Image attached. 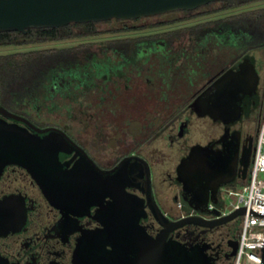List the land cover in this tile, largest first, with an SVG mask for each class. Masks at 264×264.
I'll return each mask as SVG.
<instances>
[{
  "label": "flooded vegetation",
  "instance_id": "flooded-vegetation-1",
  "mask_svg": "<svg viewBox=\"0 0 264 264\" xmlns=\"http://www.w3.org/2000/svg\"><path fill=\"white\" fill-rule=\"evenodd\" d=\"M263 20L247 17L239 29L236 24L219 26L199 37L166 31L107 40L100 50L94 42H84L92 49L76 53L70 68L51 69L39 85L27 89L26 79L0 80V130H5L0 139L15 131L27 139V149L0 147V257L10 264H78L75 250L82 237L110 225L114 234L127 238L131 224H137L149 236L166 232L188 247L204 248L213 264H233L240 218L208 227L185 221L198 213L192 212L183 184L193 183V192L199 193L227 179L233 182L226 184L245 183L250 176L264 118ZM185 39L192 42L191 54L181 48ZM190 65L195 67L189 76ZM148 69L158 75L157 83L146 76ZM216 81H221L218 91L209 95L203 113L198 98ZM140 84H157L149 91L162 94L164 101L150 107L153 111L140 102ZM98 91H103V98L98 96L103 105H96L93 97ZM173 91L183 95L169 101ZM90 93L92 104L85 105ZM59 98L68 105L49 107L44 102ZM124 102L130 108L121 113ZM103 110L119 113L124 122L115 128L111 121L86 122L76 115ZM135 112L137 118L131 120ZM64 114H73L72 120L66 121ZM28 121L42 129L58 128L76 143L59 151L54 176L45 171L47 189L31 173L29 133L34 132ZM196 128L203 136L190 142L188 135ZM195 146L202 148L191 154ZM122 161L119 173L112 172ZM183 161L188 164L182 170ZM223 185L217 187V205ZM55 190L65 194L62 206L52 204L43 192Z\"/></svg>",
  "mask_w": 264,
  "mask_h": 264
},
{
  "label": "water",
  "instance_id": "water-1",
  "mask_svg": "<svg viewBox=\"0 0 264 264\" xmlns=\"http://www.w3.org/2000/svg\"><path fill=\"white\" fill-rule=\"evenodd\" d=\"M221 1L224 0H0V33L19 31L26 34L31 28L63 27L72 22L140 19L179 10H196L210 2ZM230 76H225L224 79L228 80ZM221 81H216L198 98L197 107L202 108L203 113L209 108V95L217 93ZM29 127L34 132L29 133L31 173L40 185L47 189L49 185L45 171L50 169L54 176V172L59 168V151L63 152L69 146L75 147L76 143L58 128L42 129L31 122ZM3 131L5 130H0V133ZM24 142H27V139L15 131L9 133V139H0V147L6 148L12 144L16 149H27V145H23ZM198 148L202 147L195 146L191 154ZM24 158L26 160V156ZM124 164L125 161H122L112 172L118 174ZM187 164V161H183L180 169H185ZM25 165L28 166V162H25ZM229 182H233L232 179L219 182L218 186ZM218 186L208 187L204 193H194L193 183L183 184L184 194L190 197L191 207L198 213V216H189L185 221L208 227L225 224L245 213L244 209H240L225 217L207 219L205 215L208 214L207 204L210 196L213 202L218 204ZM43 192L52 204L62 206L65 203L62 190ZM212 212L219 214L217 210ZM2 222L0 220V227ZM160 222L165 227L166 223L161 220ZM112 227L108 225L109 229L94 231L82 237L75 250L78 264H213L204 248L188 247L170 239L166 232L158 237L149 236L141 231L137 224H131L129 236L123 238L114 234ZM108 245L111 246L110 250L107 249ZM262 250L264 264V248ZM0 264L10 263L0 257Z\"/></svg>",
  "mask_w": 264,
  "mask_h": 264
},
{
  "label": "trees",
  "instance_id": "trees-1",
  "mask_svg": "<svg viewBox=\"0 0 264 264\" xmlns=\"http://www.w3.org/2000/svg\"><path fill=\"white\" fill-rule=\"evenodd\" d=\"M260 2V0H224L223 7L220 10H230L239 8L242 5H248L252 3ZM219 2H210L196 10H179L177 12L183 14V18L173 19L170 22L166 21L164 23H151L146 25V27L161 26L167 23H175L184 21V19L190 18L196 11L206 10L204 13L215 12L213 6ZM173 13V12H168ZM164 13V14H168ZM163 14V15H164ZM161 16V15H156ZM251 17L253 19H264V9L259 12H243L239 15H233L222 19L220 21H210L203 24L197 25L195 27L184 29V31H174L169 33L170 35L179 36L188 33L189 35H194L199 37L203 32L212 31L214 28L228 27L231 24H236V27L239 29L245 19ZM145 19V18H140ZM140 19H130L138 21ZM111 21H120L117 19H110L104 22H88V23H69L67 26L63 27H50V28H31L26 34L19 31L12 32H1L0 33V46L2 45H22V44H32V43H47L51 41H60V40H70V38H89L97 37L101 34H104L99 29V24L107 23ZM257 21V20H256ZM264 21V20H263ZM260 23L259 21H257ZM256 22V23H257ZM144 27V28H146ZM138 30L139 27H127L123 31L127 30ZM117 31V30H112ZM188 31V32H187ZM145 38V37H141ZM129 39V38H127ZM124 40H115V41H126ZM112 42V41H110ZM114 42V41H113ZM91 50L92 45L90 44H80L75 47H70V49H51V50H33L32 52L25 53H13L12 55H0V80L4 77L8 78H24L26 79L27 89L29 85H39L38 83L42 82L41 79L49 75L51 69L55 68H70L71 60L76 57V53L80 54L82 50L87 49ZM81 56V55H79ZM23 81V80H21Z\"/></svg>",
  "mask_w": 264,
  "mask_h": 264
},
{
  "label": "rangeland",
  "instance_id": "rangeland-1",
  "mask_svg": "<svg viewBox=\"0 0 264 264\" xmlns=\"http://www.w3.org/2000/svg\"><path fill=\"white\" fill-rule=\"evenodd\" d=\"M264 6V2H261L260 4H252V5H242L241 7L235 9V10H220L223 7V3H216L212 8L215 12L212 13H204L206 10L203 8L202 10L196 11L192 17L184 19L183 23H168L165 24V26H157V27H146V25H149L151 23H164L166 21L170 22V20L173 19H179V18H183V14L179 13V12H173V13H168V14H164L161 16H152V17H145V19H140L138 21H134V20H126L124 22H120V21H111V22H107V23H101L99 24V29L104 32V34H101L97 37H89V38H70V40H60V41H51V42H47V43H32V44H22V45H2L0 46V55H12L13 53H25V52H32L33 50H40V51H45V50H51V49H70V47H74L77 45H80L81 43L84 42H89L92 41L94 42L95 47L94 49H98L100 50L101 47V42H106L107 40L112 41L113 39H117V40H124L127 38H139V37H143L146 35H151V34H163L166 31H175V30H181L184 28H189L191 26H195V25H200L203 24L205 22H210V21H214V20H218V19H222V18H226V17H230L233 15H239L249 9H253L256 10V8H259L260 6ZM139 27L140 29L138 30H127V31H123L125 28L127 27ZM146 27V28H144ZM112 30H117V31H112ZM180 44L177 43V45H175L176 48H179ZM183 47H181L182 49L185 47V51L189 52L190 54L192 53V49L190 47H192V42L190 40L185 39L184 40V44L182 45ZM207 48V47H206ZM213 47H211L212 49ZM197 51L204 52L203 49H201V47L197 48ZM206 50V49H205ZM214 49L211 50V52ZM196 51V50H195ZM159 52H157L158 54ZM211 54V53H210ZM100 56H102L100 54ZM155 59V58H154ZM153 60V58H151V61ZM154 61V60H153ZM152 61V62H153ZM154 69H158L157 67L153 66ZM188 66H186L187 68ZM195 66L194 65H190L188 67V75L190 76L193 71V68ZM148 72L145 73L146 76L148 75L152 81H155L156 83L158 81H156L158 79V75L153 72L152 70H147ZM149 71H152L149 73ZM193 74V73H192ZM144 76V74H143ZM8 77H5V79H7ZM15 78V82L17 81H21L24 80V78H17V77H13ZM4 80V77L1 79ZM145 83V82H144ZM181 85V84H180ZM141 86V87H140ZM139 88L142 90L140 93V95L142 96L140 102H144L146 104V108H156L158 106H160V104L162 103L161 101L164 100H160L161 95H158V92L151 90L149 91L150 87L153 88H157V84L156 86H150V85H146V84H140ZM155 86V87H154ZM38 87V86H37ZM179 87H176L175 89H177ZM72 90V88H71ZM114 92V91H113ZM138 93V90L136 91ZM103 93V91H98L95 93V96H93L94 98L97 97L96 99V105H103V101L98 100V96H100ZM94 94V93H93ZM139 95V94H138ZM183 95V93H181V91H173V93H170V98L168 99L169 101H172L174 99H179L181 96ZM86 96H88L89 98H87L84 102L85 105H91V102H88V100L90 99V97L92 96V94H86ZM103 98V95H101ZM165 96L167 97V94H165ZM40 101V100H39ZM44 101V100H41ZM40 101V102H41ZM55 101V100H54ZM54 101H44L47 102V104L49 105V107H51L52 105H55V103L58 102V106L62 107V106H66L68 105L67 102L68 100L65 99H58L55 102ZM166 101V100H165ZM69 103V102H68ZM66 104V105H65ZM57 106V104H56ZM44 107V106H42ZM75 107V105H74ZM121 110V113H125L126 110H129L130 106H128V104H126L125 102L121 105V107H119ZM153 111V109H150ZM137 114L138 113H134L133 117L131 120L137 118ZM80 116V120L81 121H91L92 119L98 120V121H106V122H113L115 128L120 126L122 122H124L123 120H125L124 118L120 117V114L115 112V111H97L94 113H81L80 114H76ZM66 121H71L72 120V116L73 114H64ZM54 117V116H53ZM50 116H47V119H50ZM128 121V119H126ZM119 130V129H118ZM121 131V130H119ZM120 135H122L120 133ZM203 134L199 129H194L193 131H191V133L188 135V137L190 138V142H194L196 140H200L202 138ZM176 150L174 149L173 152H175ZM170 152V151H169ZM177 153V152H176ZM166 157H162V159L164 160ZM163 165L168 166V164L164 163ZM264 177V174L263 176ZM237 185V183L233 184L231 187L235 188Z\"/></svg>",
  "mask_w": 264,
  "mask_h": 264
},
{
  "label": "built area",
  "instance_id": "built-area-1",
  "mask_svg": "<svg viewBox=\"0 0 264 264\" xmlns=\"http://www.w3.org/2000/svg\"><path fill=\"white\" fill-rule=\"evenodd\" d=\"M255 156L250 169V176L245 183L221 186L222 203L216 205L210 201L206 218L225 217L244 209L240 218V234L237 253L233 264H263L264 248V118L258 131ZM181 204L179 203V207ZM217 210L219 214L212 211ZM197 213L195 210L192 211Z\"/></svg>",
  "mask_w": 264,
  "mask_h": 264
}]
</instances>
